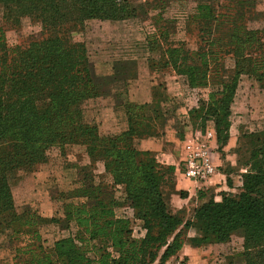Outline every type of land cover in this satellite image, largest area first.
Masks as SVG:
<instances>
[{
    "label": "trees",
    "instance_id": "trees-1",
    "mask_svg": "<svg viewBox=\"0 0 264 264\" xmlns=\"http://www.w3.org/2000/svg\"><path fill=\"white\" fill-rule=\"evenodd\" d=\"M230 4L232 8L222 11L207 3L197 6L192 17L200 33L196 50L171 43L163 29L148 38L149 52L160 56L149 58L147 69L172 67L189 88L209 90L208 101L189 114L194 128L213 123L220 147L231 137L242 77L264 90V29L249 28L244 15L255 9V1ZM0 5L10 25L20 27L29 18L42 28L40 36L14 47L0 30V226L11 231L17 244L13 264H167L185 245L225 246L233 237L243 239L246 264H264V122L259 131L244 135L249 157L246 173L240 175L241 191L224 194L219 202L210 199L184 221L181 213L171 214L165 199L166 190L174 191L176 168L162 166L153 152L135 147L137 139L158 135L157 121L167 114L162 101L168 98L161 86L155 87L150 103L131 101L129 87L138 79V62L115 61L113 74L102 85L92 71L87 44L71 38L72 32L83 33L90 21L138 18L130 0H0ZM164 6L161 0L155 8ZM161 12L151 18L155 24L163 19ZM228 57L235 66L225 79ZM120 81L127 85L119 104L129 128L108 135L87 103ZM67 146L84 147L90 165L82 167L80 186L54 199L62 206L63 217L46 219L29 209L17 213L11 181L48 163L51 151ZM98 163L112 185H92ZM115 186L125 189L124 205L112 193ZM126 205L132 217L118 218L116 209ZM132 218L143 222L144 234L134 231ZM48 225L67 233L47 241L42 228ZM192 232L194 237L189 236Z\"/></svg>",
    "mask_w": 264,
    "mask_h": 264
},
{
    "label": "rangeland",
    "instance_id": "rangeland-1",
    "mask_svg": "<svg viewBox=\"0 0 264 264\" xmlns=\"http://www.w3.org/2000/svg\"><path fill=\"white\" fill-rule=\"evenodd\" d=\"M160 1L130 0L138 18L119 22L90 21L83 33H71L73 42H85L87 44L92 71L102 85L105 84L102 81L113 74L112 67L115 61H121L122 63L130 61L138 62V79L132 82L129 87L131 91L130 99L133 102H151V98L155 94V87H160V84L153 85V83L156 82L155 80L158 81L161 76L158 79L156 75L153 76L152 71L147 69L149 66L147 60L149 58L155 60L160 56L159 52L153 54L148 50V38L153 33H159L160 29L166 30L169 33L171 43L185 44L189 49L196 50L200 46V33L197 30L198 26L192 21V17L196 15L197 6L207 3L218 11H222V8H232L230 3L236 0H162L165 2L163 10L155 8L156 3ZM254 1L255 9H247L246 14H244L247 18L246 22L251 29L263 30L264 15H261V13L264 12V0ZM160 11H162L161 15L163 19L161 21L157 19L155 24L151 18L159 15ZM0 30L5 32L8 45L11 47L20 45L32 37H38L42 32L41 24L29 18L24 19L20 27L10 25L9 21L5 19L4 7L2 5H0ZM225 62V68L223 67V69L224 72L226 70V73L223 76L225 79H229L233 74L234 60L228 57ZM155 70L161 71L159 68ZM177 82L180 86L177 92L184 95L180 94L177 96L175 98L177 100L173 103L171 101L168 104L165 102L162 105V110L166 112L167 105H171L172 110L177 107V104H180L178 112L187 116L188 127L192 131L191 136L195 141L193 149L203 147L208 152L212 165L216 168V174L210 179L195 181L185 176L183 162L180 166V172L178 173L176 169L175 174L172 176L174 191L166 190L165 199L171 208L172 215L181 213L184 221H188L193 218L195 210L210 199L215 198V201L219 202L221 201V196L224 194H238L241 191L242 181L240 175L246 173L244 163H246L249 157L244 135L257 132L263 128L264 90H261L256 82L248 78V76L242 77L233 106L232 116L231 133L236 144L233 148H230L232 147L230 144L231 137L226 146L220 147L218 145L213 128L214 125L211 121L207 122L205 129L200 126L194 128L190 114H184V109L191 107V111L198 108L201 102H207L209 90L189 88L185 79L181 77L178 78ZM112 84L110 88H105L104 94L87 103V108L92 110L103 133H105L102 127L104 118H106V121L117 119V109L123 107L119 103L124 102L127 91V85L124 81L117 82L116 85L115 83ZM179 86L177 85L176 87ZM135 88L137 90H134ZM111 107L114 108V112L110 109ZM102 109H104L103 112ZM108 109H110L109 112H107ZM103 113H105V116ZM110 113H112V116ZM213 140H216V144L212 146L211 142ZM214 152L221 153L224 156L228 153L229 157L227 159H229V163H226L225 166H217L211 156ZM154 154L156 160L162 166H172L163 163L161 158L156 153ZM77 158H80L79 162L83 167L90 165L85 148L82 146H67L63 150L54 149L50 153L48 163L39 164L32 171L23 173L13 179L11 181V189L17 213H23L29 209L32 212H36L39 216L41 213H48L53 214V218L63 217L62 206L54 199L59 197L61 192H68L80 186L78 184L75 185L77 172L73 169ZM219 171L223 175V185L218 183L209 184L219 174ZM93 174L95 175V180L93 181L95 184H92L93 186L98 184L112 185V178L107 174L102 163H98L95 166ZM179 175L185 180L194 182L196 195L185 208L176 210V200L190 198L189 190L180 191L177 188L176 179ZM180 192L183 193L182 196ZM112 193L121 204L124 205L126 203L127 197L123 186H115ZM47 202H49V206L46 204ZM116 215L118 218H124V216L132 217V211L126 205L117 208ZM1 221L7 222L6 219H2ZM131 222L135 232L145 233L142 229V221L133 220L132 218ZM66 233L67 231L61 230L58 225H48L42 229L43 237L50 242L62 238ZM193 234L192 232L189 236L194 237ZM16 245L11 231L6 227L4 228L2 224V227L0 226V264L14 263V247ZM184 247L191 246L185 245ZM201 249L207 251V256H210L209 264H229L231 259L232 264H246L245 258L242 255L244 252L243 239L239 237H233L230 244L225 246H207ZM228 256L231 257L230 260L227 258Z\"/></svg>",
    "mask_w": 264,
    "mask_h": 264
},
{
    "label": "crops",
    "instance_id": "crops-1",
    "mask_svg": "<svg viewBox=\"0 0 264 264\" xmlns=\"http://www.w3.org/2000/svg\"><path fill=\"white\" fill-rule=\"evenodd\" d=\"M161 74V75H158ZM161 78L159 80H162L159 82V80H155L156 82L153 83V85L160 84V92H163L164 95L167 96L168 100L166 103L168 104L170 101L173 103L175 98L179 96L180 94L183 96V93L177 92L179 90L180 86L177 82L179 76L175 72V70L171 68H167L165 70L161 71H153V76ZM163 76V77H162ZM163 82V83H162ZM179 87H176V86ZM167 88V89H166ZM165 89V90H164ZM157 93V90H155ZM177 92V93H175ZM156 93L154 97H156ZM165 101H162V105H164ZM167 114H164V117H162L160 120L157 121L158 124V135L152 138H144V139H137L135 141V147L137 150L142 152H153L156 153L162 160L163 163L167 165L175 166L178 173L180 172V166L183 164V162L187 159L189 154L193 151L194 143L191 136V132L188 127L187 122V116L182 115L180 112H178V107H180V104H177L176 108H173L171 110V105H167ZM182 108V107H181ZM110 109L113 110L114 108L111 107ZM110 109L107 110V112L110 111ZM184 109V108H183ZM191 107L189 109H184V114H188ZM104 109H102V112ZM106 112V110H105ZM112 116V113H110ZM105 116V113H103ZM109 116V118H111ZM109 120V119H107ZM103 128L104 132L107 134L117 135L120 133H123L128 130L129 124L127 117L124 113V111L119 108L117 109V119L116 120H109L106 121V118H104L103 121ZM216 141V140H215ZM214 140L211 142L212 146L216 144ZM230 144L233 148L235 146L233 134L231 133V139ZM193 145V146H192ZM211 146V147H212ZM230 151V150H229ZM219 155V156H218ZM213 161L216 163L217 166H225L226 163L228 164L229 154L226 153L224 156L221 153L214 152L211 154ZM80 158L76 159L75 164L73 165V169L77 172V176L75 178L76 183L75 185H79L81 183V180L83 178L82 176V165L79 162ZM222 174L219 171V174L216 175L209 184L218 183L223 185V179ZM177 182V188L181 191H188L190 192V198L187 199H178L176 200V210H181L187 206L188 203L191 202L193 197L196 195V188L195 184L191 180H185L182 178V176H178L176 179ZM49 206V202L46 203ZM43 218H52L53 214H44L41 213L40 215ZM46 227V226H45ZM43 229V228H42ZM199 259V262H198ZM210 262V256H207V251H204L203 249H195L192 247H184L181 252L174 257L171 261L167 262V264H209Z\"/></svg>",
    "mask_w": 264,
    "mask_h": 264
},
{
    "label": "built area",
    "instance_id": "built-area-1",
    "mask_svg": "<svg viewBox=\"0 0 264 264\" xmlns=\"http://www.w3.org/2000/svg\"><path fill=\"white\" fill-rule=\"evenodd\" d=\"M185 176L195 181L210 179L216 174L208 152L203 147H197L189 154L183 164Z\"/></svg>",
    "mask_w": 264,
    "mask_h": 264
}]
</instances>
